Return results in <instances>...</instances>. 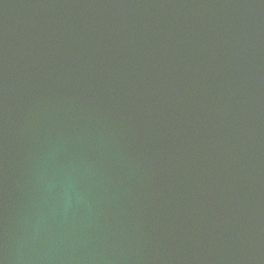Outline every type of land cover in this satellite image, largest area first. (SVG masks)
<instances>
[{"label":"water","instance_id":"water-1","mask_svg":"<svg viewBox=\"0 0 264 264\" xmlns=\"http://www.w3.org/2000/svg\"><path fill=\"white\" fill-rule=\"evenodd\" d=\"M0 264H264V0H0Z\"/></svg>","mask_w":264,"mask_h":264}]
</instances>
